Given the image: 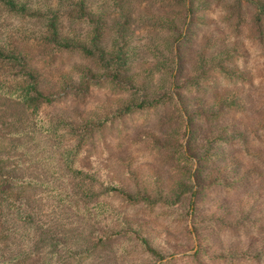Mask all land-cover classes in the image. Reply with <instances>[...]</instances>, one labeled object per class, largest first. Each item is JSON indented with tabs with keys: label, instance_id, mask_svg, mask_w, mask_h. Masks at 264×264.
I'll use <instances>...</instances> for the list:
<instances>
[{
	"label": "trees",
	"instance_id": "trees-1",
	"mask_svg": "<svg viewBox=\"0 0 264 264\" xmlns=\"http://www.w3.org/2000/svg\"><path fill=\"white\" fill-rule=\"evenodd\" d=\"M224 3L229 12L224 19H230L234 37L251 29L264 44V10L257 0H0V106L4 100L25 108L51 150L47 145L45 154L25 149L29 132L12 128L11 119L0 115V264L65 263L69 248L31 212L30 198L22 191L27 185L35 191L50 189L60 175L74 180L80 192L81 202H71L72 224L79 220L81 225L75 233L92 242L83 256L72 254V264H95L104 256L115 264H125L126 257L142 258L133 264H264V210L258 212L254 201L250 209L243 205L249 203L247 195L264 202L262 190L252 188L264 181V75L250 79L246 68L227 71V66L240 69L249 61L237 52L220 54L226 42L218 26L199 42L192 39L203 25L196 22L199 13L208 7L224 10ZM162 38L168 49L164 82L153 92L158 70L148 62L146 50ZM66 56L87 65L69 67ZM256 59L264 63L263 52ZM134 66L140 69L133 72ZM90 68L102 75L98 83L106 77L102 84L128 78L131 94L140 98L119 113L108 102L80 112L89 96ZM245 91L255 94L253 105H246L250 97L238 102ZM135 112H158L160 117L152 127L145 121L147 129L138 140L126 139L125 133L117 138L114 152L124 156L114 169L99 177L82 169L80 161L95 162L99 144L103 152L109 150L110 141L98 142V134ZM135 148L155 158L150 164L163 172V179L175 169L185 179L165 192L158 186L162 178L152 173L149 188L134 174L141 166ZM191 157L198 162L193 174ZM117 164L123 167L121 182ZM224 209L238 211L232 223ZM190 210L198 249L166 260L194 248L187 227ZM155 219L162 224L156 244L150 237ZM124 240L132 242L133 252Z\"/></svg>",
	"mask_w": 264,
	"mask_h": 264
},
{
	"label": "rangeland",
	"instance_id": "rangeland-1",
	"mask_svg": "<svg viewBox=\"0 0 264 264\" xmlns=\"http://www.w3.org/2000/svg\"><path fill=\"white\" fill-rule=\"evenodd\" d=\"M39 2L42 0H38ZM55 2V0H53ZM259 7L258 9L264 10V0H257ZM225 4V3H224ZM230 5L232 6V3L230 2ZM224 10L218 9V7H208V9L204 10L202 13H199L200 15L197 17L196 22L200 25V23H203V25H200V30L198 33L196 32V35H194V42H199L201 40V37L206 34L210 33L213 30V26H218L222 31V36H224V40L226 44L222 46L219 50L220 54H229L237 52V54H240L242 57H245L248 59L249 62L243 63L244 65L240 67V69H236L232 66H227V71L230 70V72L235 71H242L241 69L246 68L247 71L251 74V78L256 76H263L264 75V63L256 59V54H261L263 52L264 54V44L260 43L257 39V33L254 30L248 29L245 32L242 33V36L240 35L239 38L234 37V33L231 30H228L230 26H232L231 23H229L230 19H224L225 17L229 16V12L227 11L228 6L225 4ZM247 12H252L251 9L247 10ZM263 14V13H262ZM223 16V18H222ZM251 14H246V18L249 19ZM264 16V14H263ZM224 19V25L223 28L221 27V21ZM191 20V16H188L187 23L184 26V32L183 35H185V32L187 30V26ZM262 30L264 32V23L262 25ZM198 30V28H197ZM174 49H176V45H174ZM167 48L165 45V39H159L158 41L155 40L151 43L150 47L146 50L147 51V59L148 62H150L152 65L156 66V70H158L156 75V83L155 87L153 89V92H158L161 90L163 86V76L161 74L162 69L165 68V62L163 61V57L167 54ZM144 55V54H143ZM70 59V60H67ZM177 61V59H176ZM66 62L67 66L80 65L82 67H85L87 64L85 61H81L79 58L66 56ZM143 63H140V67ZM79 66V67H80ZM73 67V66H72ZM139 68L136 66L133 67L132 71L136 72ZM66 69V68H65ZM72 69V68H71ZM92 69V72L88 75V88H89V96L86 99V104L79 108L78 110L80 112H86L85 110H88L93 103H103L108 102L110 105V110L112 112L119 113L123 110V108L130 103L136 102L140 96L139 95H132L130 92V89L132 88V83L127 82L128 78H122L120 77L118 79L119 83H113L112 80L110 83L102 84L101 82L106 81V78H102L100 83H98L102 75L96 74V68H90ZM176 70V69H175ZM69 73V72H66ZM99 73V72H98ZM77 76V74H76ZM130 82H133V79L130 78ZM100 85V86H99ZM255 85L260 86V83H256ZM264 88V87H263ZM263 93V92H262ZM171 94L173 95L174 99L179 102V98L177 94L174 91V88L171 89ZM246 96V97H245ZM251 99H248V98ZM230 98V97H229ZM255 98L253 95L250 94V92H243L240 95V101L243 102V100H251L250 104L246 105H253V100ZM80 103H76V106H80ZM180 105V104H179ZM8 106V107H7ZM7 109H4L6 108ZM86 108V109H85ZM101 111V108H99V112ZM70 113V110L67 111ZM169 112V111H168ZM0 115L3 116L6 120L11 119L10 126L12 128H15L16 130H24L28 131L30 134V140L27 141L25 149H29L31 152H39L40 154L46 153L44 152L43 148L45 145H47V150H50L49 143L44 140V137L41 134H38L36 131L35 125L33 124L32 118H30L28 111L23 108L21 105H7L4 100H1V106H0ZM161 117L166 116V114H160ZM168 114V118H169ZM159 113H148V112H135L133 114H130L127 117H124L122 120H118L113 126H111L107 131L100 132L97 137V141L101 142L104 140V144H107L106 142L110 141V145L108 146V151L103 152L102 149L104 148L103 143L99 144L97 146V151L95 152L97 154V158L94 161L91 160H82L80 161L79 165L84 169L86 172L92 174L94 173L95 176L99 177L100 175L104 174L105 171L114 169L116 165L114 162H118L121 160V158L124 156V152H121L120 154H116L114 152V145L117 142V138L122 135V133L126 134V139L129 140L133 137H136V140L140 138L138 135L139 132H142V130H146L147 126L144 125L146 123L145 121L148 120L147 124L149 126H153L158 119ZM183 117L186 120L187 117L185 113L183 112ZM97 118V116H96ZM150 127V128H151ZM151 131L149 130L147 134H150ZM22 143V142H21ZM24 143V142H23ZM68 145H71V141L69 140ZM25 144V143H24ZM22 148H19L16 154H19V150ZM137 151L136 157H138V165H141L137 167L134 171V174L136 175L138 181L145 182L148 184V187H152L154 185L153 181V175L152 173H157L158 178H160L163 174V172L158 173L157 170L153 169L151 161L155 158L152 157V159L149 157L147 153H140V148H135ZM142 155V157H141ZM193 166H192V174L196 170V167L198 166V162L195 158H192ZM117 167H119L121 170L116 172V180L118 182L123 181L120 179L121 175H124L123 167L121 165L117 164ZM182 174V175H181ZM178 172V169H175L172 173H169L170 177L163 179L162 181L158 182V186L162 185V188L165 192H168L167 190H171L174 188V183L176 184L181 180V178L185 179L183 172ZM52 179V178H51ZM192 184L194 186V190L197 188V181L195 180L194 176L192 175ZM130 181H126V184H129ZM252 188L254 191L262 190L263 199H264V181L261 183H257L252 185ZM26 190V191H25ZM169 190V191H170ZM24 191V195L29 197V207L31 212L37 216L38 220L42 223L48 224V228L50 232L59 239V241L69 248V252L65 254V263L64 264H72V254L75 255H82L86 252V250L91 247L92 242L90 241L89 236H77L78 234L75 233L77 230H81L80 221L78 220L76 225H73L71 220L73 218L72 214V207L71 202L73 204H77L80 199V192L76 187L75 181L67 176L60 175L57 178H54L52 181V186L50 189H43L38 188V190H34L33 188H30L29 185L25 186V188L22 190ZM164 192V194H165ZM23 195V196H24ZM59 196H62L65 201L63 202H57V198ZM249 199V205L247 203H244L243 205L246 207L251 208L250 204L254 201L255 206L258 205L259 209L258 212L264 210V202H260L257 199L248 196ZM247 199V198H245ZM243 199V200H245ZM81 202V199H80ZM117 202V200H115ZM203 206L204 203L201 202ZM253 206V207H255ZM252 207V208H253ZM124 209H122L123 211ZM205 211L208 209L205 206ZM238 211H232V209H224V213L226 216L231 217V223L234 221L236 213ZM205 216H209L211 214V211H207L204 213ZM63 215V216H60ZM132 216L133 214L130 213ZM192 210H190V214L188 217V223L187 227L192 232L193 240H194V248L190 250H186L185 252L175 254L173 256L167 257L166 260H170L175 257H181L182 255H193L196 250L198 249L197 240L195 237V234L193 232V227L191 224L192 219ZM134 222H141L144 224L143 227H149L150 223L144 219H136ZM219 224L217 222L215 225ZM162 224L160 225L157 223L156 219L154 220V231L151 232L150 237L153 238L154 243H158V240H161L160 233H162L161 229H158ZM264 228V227H263ZM72 232L74 234H72ZM264 232V229H262V233ZM178 235V234H177ZM81 238H83L82 241H79ZM176 238V237H175ZM177 239V238H176ZM226 239H229V237H226ZM244 241V240H243ZM241 240V244L243 242ZM123 244L129 248L132 252L134 251V246L130 240H124ZM185 244V243H184ZM185 246V245H184ZM83 256V255H82ZM141 257H126L127 262L125 261V264H133L134 261H141ZM165 261V260H164ZM133 262V263H132ZM85 264V263H83ZM95 264H115V261L112 260L108 256H104L103 259L96 260ZM156 264H160V262H157Z\"/></svg>",
	"mask_w": 264,
	"mask_h": 264
}]
</instances>
